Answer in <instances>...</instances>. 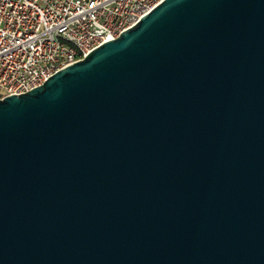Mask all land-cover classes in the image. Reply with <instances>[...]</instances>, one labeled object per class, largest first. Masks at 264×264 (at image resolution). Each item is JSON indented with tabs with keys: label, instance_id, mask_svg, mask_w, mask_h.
I'll use <instances>...</instances> for the list:
<instances>
[{
	"label": "water",
	"instance_id": "95a60500",
	"mask_svg": "<svg viewBox=\"0 0 264 264\" xmlns=\"http://www.w3.org/2000/svg\"><path fill=\"white\" fill-rule=\"evenodd\" d=\"M0 264H264V0H163L0 99Z\"/></svg>",
	"mask_w": 264,
	"mask_h": 264
},
{
	"label": "built area",
	"instance_id": "2783aa9c",
	"mask_svg": "<svg viewBox=\"0 0 264 264\" xmlns=\"http://www.w3.org/2000/svg\"><path fill=\"white\" fill-rule=\"evenodd\" d=\"M163 0H0V99L43 85Z\"/></svg>",
	"mask_w": 264,
	"mask_h": 264
}]
</instances>
